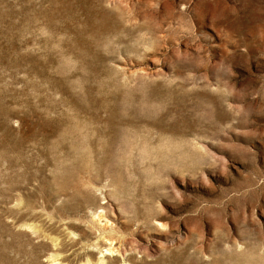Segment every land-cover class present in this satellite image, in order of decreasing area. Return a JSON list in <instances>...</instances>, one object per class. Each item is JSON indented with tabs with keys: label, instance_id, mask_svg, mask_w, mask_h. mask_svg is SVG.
Listing matches in <instances>:
<instances>
[{
	"label": "rangeland",
	"instance_id": "rangeland-1",
	"mask_svg": "<svg viewBox=\"0 0 264 264\" xmlns=\"http://www.w3.org/2000/svg\"><path fill=\"white\" fill-rule=\"evenodd\" d=\"M0 264H264V0H0Z\"/></svg>",
	"mask_w": 264,
	"mask_h": 264
},
{
	"label": "bare ground",
	"instance_id": "bare-ground-1",
	"mask_svg": "<svg viewBox=\"0 0 264 264\" xmlns=\"http://www.w3.org/2000/svg\"><path fill=\"white\" fill-rule=\"evenodd\" d=\"M109 249H110V248H109ZM111 249H112V248H111ZM111 249H110V250H111ZM113 251H114V250H113ZM111 252H112V251H111Z\"/></svg>",
	"mask_w": 264,
	"mask_h": 264
}]
</instances>
